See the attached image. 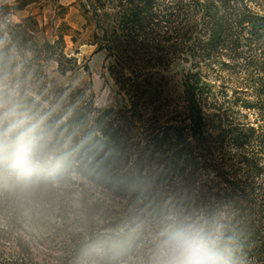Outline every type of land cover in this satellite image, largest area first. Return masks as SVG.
Returning a JSON list of instances; mask_svg holds the SVG:
<instances>
[{"label": "trees", "instance_id": "16d2710c", "mask_svg": "<svg viewBox=\"0 0 264 264\" xmlns=\"http://www.w3.org/2000/svg\"><path fill=\"white\" fill-rule=\"evenodd\" d=\"M76 3L100 31L94 36L97 49L114 54L115 67L108 71L126 104L97 108L80 89L48 81L49 62L60 74L76 68L64 53L62 25L50 40H40L34 22L12 23L2 12L0 75L9 78L16 107L10 121L15 127L0 135L3 167L13 176L11 193L17 194V181L61 191L77 176L130 203L135 220L161 222V230L178 221L211 220L222 228L228 264H264V118L237 130L209 126L201 96L202 67L223 58L229 63L252 43L264 47V14L253 13L249 0ZM0 9H7L3 0ZM185 54L190 70L180 78V104L173 116L152 125L153 91L140 77L159 76L152 70ZM261 69L259 103L264 62ZM227 141L239 166L212 167L219 152L214 145ZM117 228L79 243L74 251L81 261L70 264H127L145 232L133 225Z\"/></svg>", "mask_w": 264, "mask_h": 264}, {"label": "rangeland", "instance_id": "374dc122", "mask_svg": "<svg viewBox=\"0 0 264 264\" xmlns=\"http://www.w3.org/2000/svg\"><path fill=\"white\" fill-rule=\"evenodd\" d=\"M3 1L7 9H0V14L5 11L12 23L34 22L37 39L50 40L55 28L62 25L64 53L75 59L76 68L60 74L55 63L49 62L45 69L48 81L80 89L97 108L126 104L108 71L110 66L115 67L114 54L97 49L99 41L94 36L98 37L100 31L95 28L91 14L85 15L76 0ZM249 6L253 13L264 14V0H249ZM116 58L119 61V55ZM183 58L187 59L186 63ZM232 58L229 63L223 58L215 65L202 67L201 96L209 126L237 130L255 126L264 118V102L259 103L255 98L261 92L257 77L261 76L264 47L260 42L252 43ZM117 69L116 66L114 73ZM188 70L190 60L185 54L163 70H152L159 76L140 77L142 85L153 91L148 114L152 125L173 116L181 100L180 78ZM253 104L257 110L249 108ZM214 147L219 152L216 165L212 167L234 169L239 166L230 142ZM6 174L11 180L0 185V192H7V195L0 193V264L76 263L81 260L75 247L88 238L110 231L114 225L119 231L127 225L144 230L140 246L149 233L162 229L161 222L147 218L135 220L136 210L130 203L77 176H73L75 184L52 192L46 187L17 181L18 191L13 194V176ZM199 174L213 172L201 170ZM140 246L127 264H139Z\"/></svg>", "mask_w": 264, "mask_h": 264}, {"label": "clouds", "instance_id": "9594fccd", "mask_svg": "<svg viewBox=\"0 0 264 264\" xmlns=\"http://www.w3.org/2000/svg\"><path fill=\"white\" fill-rule=\"evenodd\" d=\"M14 88L6 75H0V135L15 127L10 123L16 114ZM2 153V149H0ZM0 154V185L10 182ZM219 224L211 220L178 221L172 227L149 233L140 246L139 264H228Z\"/></svg>", "mask_w": 264, "mask_h": 264}, {"label": "water", "instance_id": "95a60500", "mask_svg": "<svg viewBox=\"0 0 264 264\" xmlns=\"http://www.w3.org/2000/svg\"><path fill=\"white\" fill-rule=\"evenodd\" d=\"M182 61L186 63V62H187V59H186V58H183V60H182Z\"/></svg>", "mask_w": 264, "mask_h": 264}]
</instances>
